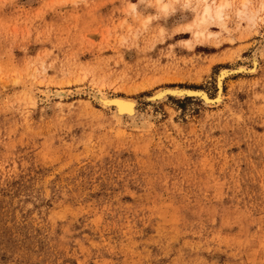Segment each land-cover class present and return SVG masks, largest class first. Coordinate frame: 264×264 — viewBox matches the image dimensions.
Returning <instances> with one entry per match:
<instances>
[{"label":"rangeland","instance_id":"rangeland-1","mask_svg":"<svg viewBox=\"0 0 264 264\" xmlns=\"http://www.w3.org/2000/svg\"><path fill=\"white\" fill-rule=\"evenodd\" d=\"M120 1L0 0V264H264V0Z\"/></svg>","mask_w":264,"mask_h":264},{"label":"bare ground","instance_id":"bare-ground-1","mask_svg":"<svg viewBox=\"0 0 264 264\" xmlns=\"http://www.w3.org/2000/svg\"><path fill=\"white\" fill-rule=\"evenodd\" d=\"M202 5H199V6H202ZM227 6H228V3L224 2V1H221V2L216 3V4H212L210 2H205L202 9H201L200 16L198 18V22L199 23H207V22L212 21V20H216V21L218 20V22H219V20H222L224 18L225 9ZM244 12H245V10H240V13H244ZM200 29H201V27H200ZM204 31H205V29H204ZM258 65H259L258 59L256 57H254L253 58L254 69L249 70V72L250 73L255 72L258 68ZM246 68L247 67H239L238 70L234 71L233 73H236L238 71H245ZM231 71H232L231 69L221 70V73L218 76V83H217L218 84V93H217L216 97H214V98H211V96L205 90L191 89V88H168L166 90L158 91L154 96L158 99L159 97H162L165 93H168V92L175 93L176 95H179V96H184V95L185 96H196V95H199L201 98H203V100H205L207 102H212V104L219 103V102H221V100L223 98V81L226 79L227 76H229L232 73ZM57 95L60 97H66L67 92L66 91H58ZM170 95L176 96V95H173L170 93L167 94L166 96H170ZM95 98L97 100H99L97 97H95ZM100 98H101L100 100H103V101H100V100L99 101L102 104H105L106 106H113V105H114L113 107L117 106L116 113H117L118 118H123L126 114L132 115L135 111L136 103H135V101H133L129 98L121 97V96H113V97H109V96L108 97L107 96L102 97L101 96Z\"/></svg>","mask_w":264,"mask_h":264},{"label":"crops","instance_id":"crops-1","mask_svg":"<svg viewBox=\"0 0 264 264\" xmlns=\"http://www.w3.org/2000/svg\"><path fill=\"white\" fill-rule=\"evenodd\" d=\"M93 1H98V2L99 1H104V2L106 1L105 6L101 9V12L106 13V14H110L112 12V10H113L112 6H114V4L117 6H119L121 4L120 0H116L114 3L111 2V0H93ZM131 2L140 3V5H141V2H139V1L137 2V0H131ZM140 5H139V7H140Z\"/></svg>","mask_w":264,"mask_h":264}]
</instances>
